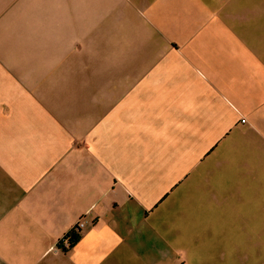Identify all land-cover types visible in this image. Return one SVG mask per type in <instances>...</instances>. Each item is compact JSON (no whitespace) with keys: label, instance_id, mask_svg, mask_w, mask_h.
I'll return each instance as SVG.
<instances>
[{"label":"crops","instance_id":"crops-1","mask_svg":"<svg viewBox=\"0 0 264 264\" xmlns=\"http://www.w3.org/2000/svg\"><path fill=\"white\" fill-rule=\"evenodd\" d=\"M263 232L264 0H0V264H235Z\"/></svg>","mask_w":264,"mask_h":264},{"label":"rangeland","instance_id":"rangeland-1","mask_svg":"<svg viewBox=\"0 0 264 264\" xmlns=\"http://www.w3.org/2000/svg\"><path fill=\"white\" fill-rule=\"evenodd\" d=\"M258 230L261 228L257 227ZM264 236V232H263ZM239 259H235V264H264V242L263 243H240Z\"/></svg>","mask_w":264,"mask_h":264},{"label":"built area","instance_id":"built-area-1","mask_svg":"<svg viewBox=\"0 0 264 264\" xmlns=\"http://www.w3.org/2000/svg\"><path fill=\"white\" fill-rule=\"evenodd\" d=\"M85 226V223L82 219L78 220L72 231L68 234H66L60 241H59V248L60 249H68L70 248L71 241H70V235L71 233H79L80 230Z\"/></svg>","mask_w":264,"mask_h":264},{"label":"trees","instance_id":"trees-1","mask_svg":"<svg viewBox=\"0 0 264 264\" xmlns=\"http://www.w3.org/2000/svg\"><path fill=\"white\" fill-rule=\"evenodd\" d=\"M78 239H79V233L78 232L77 233H71V235H70V241H71L70 247L72 245H74ZM63 250H67V249H63Z\"/></svg>","mask_w":264,"mask_h":264}]
</instances>
